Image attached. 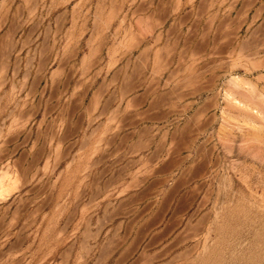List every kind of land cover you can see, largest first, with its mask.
Returning <instances> with one entry per match:
<instances>
[{
	"label": "rangeland",
	"instance_id": "rangeland-1",
	"mask_svg": "<svg viewBox=\"0 0 264 264\" xmlns=\"http://www.w3.org/2000/svg\"><path fill=\"white\" fill-rule=\"evenodd\" d=\"M0 264H264V0H0Z\"/></svg>",
	"mask_w": 264,
	"mask_h": 264
},
{
	"label": "bare ground",
	"instance_id": "bare-ground-1",
	"mask_svg": "<svg viewBox=\"0 0 264 264\" xmlns=\"http://www.w3.org/2000/svg\"><path fill=\"white\" fill-rule=\"evenodd\" d=\"M216 216V215H215ZM204 239V238H203Z\"/></svg>",
	"mask_w": 264,
	"mask_h": 264
}]
</instances>
